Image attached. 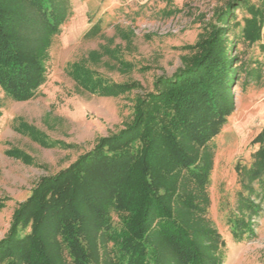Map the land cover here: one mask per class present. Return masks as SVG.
<instances>
[{"label":"trees","instance_id":"obj_1","mask_svg":"<svg viewBox=\"0 0 264 264\" xmlns=\"http://www.w3.org/2000/svg\"><path fill=\"white\" fill-rule=\"evenodd\" d=\"M239 8L244 17L236 15ZM70 14L69 0H0V88L7 96H37L48 79L53 39ZM263 28L264 0H228L216 9L183 66L157 77L152 91L136 94L131 120L120 132L97 138L91 151L42 177L18 204L0 241V264H222L224 242L206 216L209 145L235 111L238 73H250L232 55L236 42L260 41ZM100 29L95 25L85 36ZM117 61L131 67L121 55ZM70 73L93 95L142 89L139 82L106 79L88 61L71 65ZM17 127L43 147H75L25 123ZM252 143L258 148L251 166L238 170L248 192L241 193L242 203L255 213V183H264V128ZM9 154L32 162L26 154ZM231 222L237 238L240 229H250L244 219Z\"/></svg>","mask_w":264,"mask_h":264},{"label":"rangeland","instance_id":"obj_2","mask_svg":"<svg viewBox=\"0 0 264 264\" xmlns=\"http://www.w3.org/2000/svg\"><path fill=\"white\" fill-rule=\"evenodd\" d=\"M227 1L69 0L71 14L53 39L48 79L37 96L16 101L0 88V241L18 204L29 198L39 180L91 151L97 138L120 132L131 120L136 94L152 91L157 77L172 76L183 66L188 47L200 40L215 10ZM244 14L245 9L236 11L239 18ZM95 25L101 29L86 37ZM117 55L131 67L121 66ZM232 55L250 73H238L232 88L235 111L209 145L213 169L206 216L224 242L222 264H264V183H255L252 199L259 209L251 213L242 203L241 193L247 197L248 192L238 170L251 166L258 148L252 142L264 128V28L258 42L238 40ZM83 61L114 83L139 82L142 89L118 97L86 92L70 73L71 65ZM20 123L75 147H43L18 130ZM11 150L32 162L9 154ZM231 219H244L250 229H240L242 236L235 237ZM113 221L119 224L115 213Z\"/></svg>","mask_w":264,"mask_h":264}]
</instances>
